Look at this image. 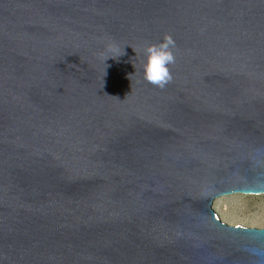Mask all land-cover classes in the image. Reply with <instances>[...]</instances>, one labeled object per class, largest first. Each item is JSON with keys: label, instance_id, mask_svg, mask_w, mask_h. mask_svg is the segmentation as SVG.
Listing matches in <instances>:
<instances>
[{"label": "water", "instance_id": "water-1", "mask_svg": "<svg viewBox=\"0 0 264 264\" xmlns=\"http://www.w3.org/2000/svg\"><path fill=\"white\" fill-rule=\"evenodd\" d=\"M235 193L264 194V0H0V264H264Z\"/></svg>", "mask_w": 264, "mask_h": 264}, {"label": "clouds", "instance_id": "clouds-1", "mask_svg": "<svg viewBox=\"0 0 264 264\" xmlns=\"http://www.w3.org/2000/svg\"><path fill=\"white\" fill-rule=\"evenodd\" d=\"M175 40L171 35L165 34L157 44H149L144 49L145 62L142 66L143 79L160 89H164L173 80L170 66L176 62L174 49ZM108 52L112 55L104 57V61L109 57H117L122 53L119 46L112 44L108 46ZM135 51V50H134Z\"/></svg>", "mask_w": 264, "mask_h": 264}, {"label": "rangeland", "instance_id": "rangeland-1", "mask_svg": "<svg viewBox=\"0 0 264 264\" xmlns=\"http://www.w3.org/2000/svg\"><path fill=\"white\" fill-rule=\"evenodd\" d=\"M216 216L230 225L264 227V194L235 193L217 198Z\"/></svg>", "mask_w": 264, "mask_h": 264}]
</instances>
